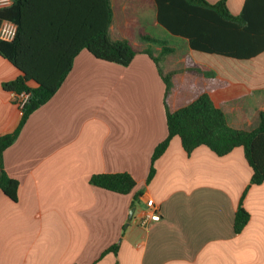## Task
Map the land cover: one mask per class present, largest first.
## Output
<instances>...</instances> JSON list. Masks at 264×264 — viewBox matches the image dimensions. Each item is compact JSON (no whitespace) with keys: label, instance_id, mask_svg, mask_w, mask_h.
Listing matches in <instances>:
<instances>
[{"label":"crops","instance_id":"obj_1","mask_svg":"<svg viewBox=\"0 0 264 264\" xmlns=\"http://www.w3.org/2000/svg\"><path fill=\"white\" fill-rule=\"evenodd\" d=\"M34 1H43V35L50 42L58 37L74 50L99 28L100 0ZM226 1L234 16L247 2ZM154 2L109 0L108 34L134 46L131 64L80 49L62 86L3 153L4 169L19 190L16 202L0 191V264H264V182L252 184L242 147L221 157L200 146L188 155L174 136L147 182L154 149L168 136L167 108L175 111L209 94L230 127L250 132L258 126L264 51L249 59L208 54L175 36L174 45L166 44L171 52L162 55L170 33L160 26ZM141 34L159 43L143 41ZM159 69L173 73L167 106ZM19 74L0 56V136L21 121L15 93L2 87ZM119 172L136 179L130 194L89 183L94 174ZM245 191L250 220L235 233ZM139 192L143 209L130 219ZM148 197L159 205L160 221H142ZM121 236L118 253L101 256Z\"/></svg>","mask_w":264,"mask_h":264},{"label":"trees","instance_id":"obj_2","mask_svg":"<svg viewBox=\"0 0 264 264\" xmlns=\"http://www.w3.org/2000/svg\"><path fill=\"white\" fill-rule=\"evenodd\" d=\"M154 1L160 26L171 35L186 40L192 50L239 59H249L264 51V0H247L242 12L237 16L229 12L226 0L215 4L207 0ZM105 4L107 12L103 13ZM100 5L99 28L83 39L74 50L62 46L58 37L50 42V39L43 35V1L12 0L9 7L0 8V25L8 20L18 26L15 40H0V56L8 59L20 71L15 80L5 83L2 87L5 91L17 95L29 94L16 129L0 136V191L15 202L18 199L19 182L9 177L5 171L3 153L17 140L29 116L51 100L62 86L80 49L86 48L95 58L122 66H129L137 54L129 41L115 42L110 38L108 26L112 21V11L109 0H100ZM141 39L159 43L158 40L143 34ZM170 52L171 48L162 44V55ZM158 72L166 85L164 98L167 106L166 98L172 88L173 73L164 75L160 69ZM31 81L36 85L31 86ZM166 123L168 136L154 149L148 183L155 177V162L167 151L174 136L180 138L181 145L188 155L200 146L208 147L221 157L237 147H242L252 169V184L259 185L264 182V111L261 112L258 126L253 131L235 129L228 125L223 109L216 105L209 94H203L175 111L167 108ZM136 182L129 172L98 173L89 180L91 185L117 194H130ZM141 194L142 192H139L135 195L132 208ZM245 194L246 191L235 212V233H241L250 220V214L243 206ZM118 249L120 245L114 244L101 256L108 253L116 255Z\"/></svg>","mask_w":264,"mask_h":264},{"label":"built area","instance_id":"obj_3","mask_svg":"<svg viewBox=\"0 0 264 264\" xmlns=\"http://www.w3.org/2000/svg\"><path fill=\"white\" fill-rule=\"evenodd\" d=\"M12 4V0H10V5ZM9 7L8 0H0V8ZM18 33V26L12 21L5 20L0 25V40L10 42L16 39ZM16 95V102L20 107V111L24 108L25 104L29 99L28 93L15 94ZM146 208L142 213V221L144 223L150 222H157L161 220V213L159 205L155 203L153 199L148 197L146 199Z\"/></svg>","mask_w":264,"mask_h":264},{"label":"rangeland","instance_id":"obj_4","mask_svg":"<svg viewBox=\"0 0 264 264\" xmlns=\"http://www.w3.org/2000/svg\"><path fill=\"white\" fill-rule=\"evenodd\" d=\"M177 37L173 36V35H170L168 34V37L165 38V40L162 41L163 44H167V45H174L175 44V40H176ZM154 45L151 47L152 50H154ZM180 50V52L182 51V47L180 46V48L178 49ZM184 50V49H183ZM149 175V173H148ZM147 182H148V176H147ZM146 182V183H147ZM134 200V199H133ZM132 200V201H133ZM135 208V219L137 218L138 216V213L143 209V202L139 199L136 204L134 205ZM129 223L126 222L125 226L128 227ZM122 241V236L119 238L118 240V244H120V242Z\"/></svg>","mask_w":264,"mask_h":264},{"label":"water","instance_id":"obj_5","mask_svg":"<svg viewBox=\"0 0 264 264\" xmlns=\"http://www.w3.org/2000/svg\"><path fill=\"white\" fill-rule=\"evenodd\" d=\"M134 212H135V208H131V210H130V212H129V217H130V219L133 218Z\"/></svg>","mask_w":264,"mask_h":264},{"label":"clouds","instance_id":"obj_6","mask_svg":"<svg viewBox=\"0 0 264 264\" xmlns=\"http://www.w3.org/2000/svg\"><path fill=\"white\" fill-rule=\"evenodd\" d=\"M8 2H9V6H10V0H8Z\"/></svg>","mask_w":264,"mask_h":264}]
</instances>
